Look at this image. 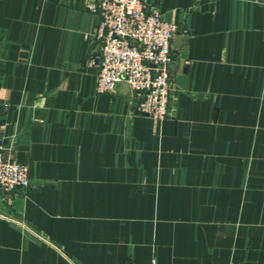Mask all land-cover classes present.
<instances>
[{
	"label": "crops",
	"instance_id": "1",
	"mask_svg": "<svg viewBox=\"0 0 264 264\" xmlns=\"http://www.w3.org/2000/svg\"><path fill=\"white\" fill-rule=\"evenodd\" d=\"M96 0H0V264H264V5L146 0L178 24L171 108L96 90Z\"/></svg>",
	"mask_w": 264,
	"mask_h": 264
},
{
	"label": "built area",
	"instance_id": "2",
	"mask_svg": "<svg viewBox=\"0 0 264 264\" xmlns=\"http://www.w3.org/2000/svg\"><path fill=\"white\" fill-rule=\"evenodd\" d=\"M91 9L100 15L96 35L102 42L94 60L96 90L114 92L126 83L139 97L141 114L157 121L168 117L172 39L178 24L164 18L158 3L146 0H96ZM30 185L27 165L8 157L0 138V194Z\"/></svg>",
	"mask_w": 264,
	"mask_h": 264
},
{
	"label": "rangeland",
	"instance_id": "3",
	"mask_svg": "<svg viewBox=\"0 0 264 264\" xmlns=\"http://www.w3.org/2000/svg\"><path fill=\"white\" fill-rule=\"evenodd\" d=\"M161 121V120H160ZM7 155V154H6ZM8 156V155H7ZM8 157H10V156H8ZM11 158V157H10ZM23 164V163H22ZM25 189H27V188H25ZM16 190V189H15ZM15 190H12V191H10V192H7V193H11V192H13V191H15ZM7 193H4V194H7Z\"/></svg>",
	"mask_w": 264,
	"mask_h": 264
}]
</instances>
